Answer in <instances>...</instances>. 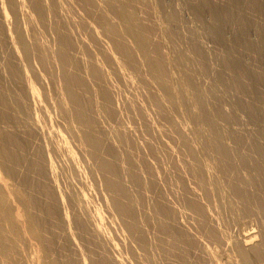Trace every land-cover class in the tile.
<instances>
[{
  "label": "rangeland",
  "instance_id": "374dc122",
  "mask_svg": "<svg viewBox=\"0 0 264 264\" xmlns=\"http://www.w3.org/2000/svg\"><path fill=\"white\" fill-rule=\"evenodd\" d=\"M0 131L8 258L264 264V0H2Z\"/></svg>",
  "mask_w": 264,
  "mask_h": 264
},
{
  "label": "bare ground",
  "instance_id": "6f19581e",
  "mask_svg": "<svg viewBox=\"0 0 264 264\" xmlns=\"http://www.w3.org/2000/svg\"><path fill=\"white\" fill-rule=\"evenodd\" d=\"M2 1V0H0ZM20 1V0H19ZM34 3H36L34 1ZM34 8L38 11V6L36 4H33ZM256 33V32H255ZM137 34V33H136ZM135 34V35H136ZM232 35V34H231ZM254 35V34H253ZM140 37V36H139ZM236 38V37H235ZM251 38V37H250ZM138 39V38H137ZM140 39V38H139ZM256 39V38H255ZM236 40V39H235ZM261 40V39H260ZM257 41V40H256ZM252 50V49H251ZM22 52L25 53V47L24 49H22ZM260 53V52H259ZM258 53V54H259ZM228 54L227 53V57H228ZM231 55V54H229ZM232 56V55H231ZM231 58V57H229ZM229 60V59H228ZM237 64V63H236ZM23 78L25 79V69L23 70L22 74ZM27 80V79H26ZM26 82H29V81H26ZM28 91H29V94L34 97V94L33 92L35 91L34 90V87L31 86L30 82L28 83ZM7 100V99H6ZM3 101V100H2ZM8 101H9V98H8ZM12 101V100H11ZM3 103L6 105L7 102L5 103V101H3ZM18 106V105H17ZM20 112V111H19ZM0 138L3 140L4 137L2 136L1 134V131H0ZM5 141V140H4ZM3 144V143H2ZM0 144V146L3 147V145ZM5 155V152H4V148H0V157H3ZM2 159V158H1ZM15 160H19L18 157H14L12 159V161L16 162ZM44 160V163L41 161V163H38V161H34L33 164H34V168H35V171L38 173V174H41L42 171L46 172L47 169L49 170V172L51 173V171L53 170V162H52V159L51 157L48 155V158H43ZM18 162V161H17ZM8 169V168H7ZM9 172L11 173L12 172V168L9 170ZM3 179V176L0 175V180L2 181ZM4 181V179H3ZM0 184V264H21L20 262H17V261H14V259L12 260L11 258H8V253H13L12 251V247H11V243L9 240L6 241V238L5 237V234H4V230L3 228L5 227L3 225V223H7L9 225H11L12 227V230H14V227L17 226L16 225V222L18 223H21L22 226L24 227L23 230L26 231L28 233V235L32 238H36V239H40L41 242H42V235L41 233L43 232H40L39 228H36L34 227V225L36 223H34L33 225V221L31 220V218H27L26 219L23 217V219L21 218L22 217V211L20 213V210L16 209L14 210L13 209V206L15 204V202H21V199L18 198V194L17 192L11 187H9L5 182H3ZM81 198H77L75 201V205L78 207L79 205H82V203L84 202V194L81 193ZM10 197V200L11 201V206H8L7 205V198ZM20 199V200H19ZM60 199L63 201V196L62 194H60ZM26 201V200H25ZM23 202V200H22ZM10 203V202H9ZM22 204V203H21ZM26 203H24L25 205ZM28 204V203H27ZM35 204V203H34ZM23 207V206H22ZM50 207V205H49ZM21 209V208H20ZM52 208L50 207V210ZM19 212H18V211ZM25 212V211H24ZM27 213V212H26ZM29 213V212H28ZM21 216V217H19ZM35 216V215H34ZM21 218V219H20ZM36 220V219H35ZM20 221V222H19ZM32 221V222H31ZM15 225V226H14ZM19 226V225H18ZM17 226V227H18ZM16 229V228H15ZM39 231H38V230ZM10 230V229H9ZM18 230H16L17 232ZM15 234V232H14ZM7 236V235H6ZM9 241V243H8ZM39 243V242H38ZM12 251V252H11ZM16 251V250H15ZM42 251V250H41ZM46 255V254H45ZM44 254H42L39 258L36 257V263L35 264H53V261L52 262H47L46 261V257H45ZM38 256V255H37ZM13 257V256H12ZM20 258V257H19ZM11 259V260H10ZM30 260V259H29ZM7 261V262H6ZM31 262V261H30ZM33 263V262H32ZM24 264V263H23ZM30 264V263H29Z\"/></svg>",
  "mask_w": 264,
  "mask_h": 264
}]
</instances>
